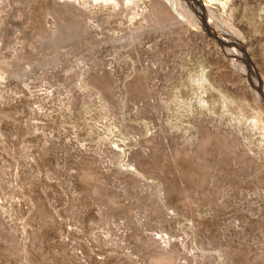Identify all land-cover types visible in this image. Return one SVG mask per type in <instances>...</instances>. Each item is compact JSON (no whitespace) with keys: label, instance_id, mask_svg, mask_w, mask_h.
I'll use <instances>...</instances> for the list:
<instances>
[{"label":"rangeland","instance_id":"obj_1","mask_svg":"<svg viewBox=\"0 0 264 264\" xmlns=\"http://www.w3.org/2000/svg\"><path fill=\"white\" fill-rule=\"evenodd\" d=\"M174 1L0 0V264H264V0Z\"/></svg>","mask_w":264,"mask_h":264},{"label":"bare ground","instance_id":"obj_2","mask_svg":"<svg viewBox=\"0 0 264 264\" xmlns=\"http://www.w3.org/2000/svg\"><path fill=\"white\" fill-rule=\"evenodd\" d=\"M178 1H179V0H175V1H174V4H175V7H176V10H178V9H177V6H178L177 2H178ZM207 3H208V2H207ZM159 5H161L162 8H164V10H165V9H168V8H166V6H164L165 4H163L162 1L159 2ZM196 10H197V12H198V10H199L198 13L200 14L201 18H203L204 20H205V18H206V17L204 16V13H205V12H207V13H211V12L209 11L210 9H208V8L205 7V6H200V5H199V6H197V9H196ZM165 11H166V10H165ZM202 15H203L204 17H202ZM203 19H202V20H203Z\"/></svg>","mask_w":264,"mask_h":264}]
</instances>
